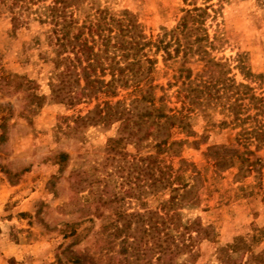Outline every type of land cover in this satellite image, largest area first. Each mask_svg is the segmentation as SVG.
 I'll use <instances>...</instances> for the list:
<instances>
[{"label":"rangeland","instance_id":"1","mask_svg":"<svg viewBox=\"0 0 264 264\" xmlns=\"http://www.w3.org/2000/svg\"><path fill=\"white\" fill-rule=\"evenodd\" d=\"M84 5L114 19L130 16L144 41L137 50L118 51L111 39L113 69L89 70L80 63L78 82L65 90L71 102L51 96L48 26L29 18L12 29L0 9V264H147L155 255L146 251L151 240L141 231L150 211L163 217L159 205L167 200L177 202L181 222L174 240L194 238L187 264H224L218 251L228 245L264 251V150L249 156L260 160L249 172L215 168L207 156L212 146L236 147L239 128L219 126L222 117L213 113L208 119L197 116L188 138L171 129L173 141H186L158 159L172 175L185 163L188 186L151 193L146 173L119 170L118 155L106 150L107 140L118 136V123L92 114L105 101L127 108L139 104L138 109L148 104L132 102L138 96L133 87L113 83L145 71L143 55L152 61L153 106L163 112L178 108L177 86L199 65L197 57L174 52L169 33L193 7L205 8L200 45L209 58L223 64L236 84L247 86L248 95L264 100V0H84ZM87 116L92 118L77 122ZM115 147L136 154L127 142ZM243 253H233L231 260L243 262Z\"/></svg>","mask_w":264,"mask_h":264},{"label":"trees","instance_id":"2","mask_svg":"<svg viewBox=\"0 0 264 264\" xmlns=\"http://www.w3.org/2000/svg\"><path fill=\"white\" fill-rule=\"evenodd\" d=\"M0 7L8 15L12 29L29 18L39 25L48 26L44 38L53 55L54 64L49 86L51 96L58 102L72 101L73 98L65 90L78 82L80 63H84V68L89 70L114 68L117 60L109 46L111 39H115L118 51L137 50L144 41L142 32L130 16L122 14L120 18L114 19L107 16L106 10L86 8L84 0H0ZM204 15L205 8L193 7L184 11V15L169 33L174 52L197 57L199 65L193 75L186 72L177 86L174 96L179 104L177 109L163 112L153 106L149 85L152 61L143 55V62L148 65L145 71L142 69L139 74L130 72L122 75L115 78L113 83H118L120 88L133 87L138 96L132 102L148 104L138 109L139 104L127 108L119 101L114 106L105 101L102 107L96 106L92 112L99 120L111 118L112 123H118V136L107 140L106 150L118 155L119 170L126 168L146 173L151 193L167 188L175 189L174 186L183 190L187 188L182 174L185 163L181 162L172 175L171 168L167 166L165 170L158 156L172 145L186 141H173L171 129L184 134L185 138L192 135L191 124L197 116L208 119L213 113H217L222 117L219 126L239 128L234 139L236 147L216 145L207 149V156L213 161L215 168L236 167L239 172H249L256 162H260L258 158L250 161L249 156L264 150V104H261L264 100L248 95L250 89L236 84L223 64L209 58L201 47L205 34L202 27ZM145 85L147 90L143 92ZM33 99L41 101L43 98L33 96ZM245 99L247 104L243 103ZM248 110L255 112L250 116L246 114ZM259 116L262 120L257 119ZM90 118L92 117L77 118V122ZM145 128L144 134L142 130ZM118 142L133 145L136 154L128 155L118 150L115 147ZM250 146L253 150L249 149ZM142 149H146L144 155L139 153ZM159 206L163 217L158 215V210L150 211L149 225L141 231L151 240L146 251L155 255L153 261L148 260L147 264H187L193 256L194 238L188 235L181 241L174 240V232L181 225L177 202L167 200ZM109 225H112L111 222ZM239 251H244L245 258L243 262L240 260L235 263L231 260L232 254ZM218 252L217 259L224 264H264V251L253 253L244 246L228 245ZM181 256L184 258L178 261Z\"/></svg>","mask_w":264,"mask_h":264}]
</instances>
